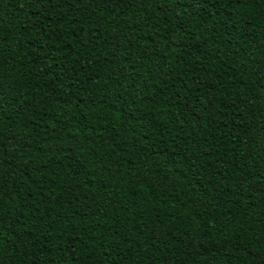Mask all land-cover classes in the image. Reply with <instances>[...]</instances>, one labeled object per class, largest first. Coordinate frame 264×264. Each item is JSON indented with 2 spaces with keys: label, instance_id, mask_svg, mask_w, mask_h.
Listing matches in <instances>:
<instances>
[{
  "label": "trees",
  "instance_id": "1",
  "mask_svg": "<svg viewBox=\"0 0 264 264\" xmlns=\"http://www.w3.org/2000/svg\"><path fill=\"white\" fill-rule=\"evenodd\" d=\"M0 264H264V0H0Z\"/></svg>",
  "mask_w": 264,
  "mask_h": 264
}]
</instances>
